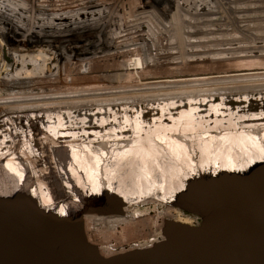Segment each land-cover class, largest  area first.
I'll list each match as a JSON object with an SVG mask.
<instances>
[{
	"label": "bare ground",
	"instance_id": "bare-ground-1",
	"mask_svg": "<svg viewBox=\"0 0 264 264\" xmlns=\"http://www.w3.org/2000/svg\"><path fill=\"white\" fill-rule=\"evenodd\" d=\"M28 1H0V58L8 61H3L0 69V195L33 193L42 207L64 215L69 210L77 211L81 198L99 195L102 190L127 201L135 191L149 193L153 183L167 188L188 161V143H198L199 159H205L208 152L211 157L227 152L233 161L237 160L234 165L220 168H242L264 160V60H258L264 55L258 52L264 50V36L246 32L247 28L236 21L233 28H227L235 38L229 39L223 49L202 42L214 41L219 28L216 23L198 26L215 19L210 17L216 14L213 10L204 13L202 8L224 0H171V5L165 7L173 25L175 21L178 43L193 53L187 57L189 62L244 59L226 65L221 73L210 77L198 74L145 78L136 86L141 89L90 86L53 94L54 90L46 88L49 84L68 81L64 80L62 69L67 73L74 69L69 75L75 79L91 78L90 57L124 59L141 53L144 61L133 58L113 75L98 76L97 80L115 84L126 73L140 75L143 63L154 64L148 54L144 55L147 46L151 51L156 49L152 42L154 30L140 22L130 25L132 17L145 8L142 5L133 11L132 4L127 6L124 2L119 6V0H75L77 7L73 12L66 0H39L40 4L32 0L27 5ZM148 1L160 6L154 0ZM20 3L25 6H18ZM228 3L235 6L236 13L252 7L264 8V0ZM55 9L63 11L58 13ZM165 24L159 21L158 29L171 41L170 26ZM142 28L150 39L142 37ZM238 30L249 33L251 37L245 35L248 42L240 43L246 37ZM200 32L207 38L198 36ZM55 38L63 40L52 42ZM201 50L208 53L206 57L194 54ZM216 50L228 53L224 58L212 56ZM28 75L34 77L32 85L37 89L24 87L21 81ZM206 85L221 87L204 88ZM178 87L193 91L163 92ZM140 91L154 94L147 93V98L137 96ZM192 101L197 105L195 113L182 111ZM198 119L199 122L191 123ZM205 141L212 146L205 145ZM171 159L175 166L169 171ZM101 183L106 186L102 188ZM78 192L81 197L74 199ZM73 204L76 207L72 210ZM132 209L126 210L125 217L91 214L82 219L86 239L98 247L103 257L123 250L103 244L99 237L103 231L148 229L151 238L140 244L145 245L158 237L167 219L190 223L182 213L166 205L154 204L142 213ZM153 230L157 232L151 233Z\"/></svg>",
	"mask_w": 264,
	"mask_h": 264
},
{
	"label": "water",
	"instance_id": "water-1",
	"mask_svg": "<svg viewBox=\"0 0 264 264\" xmlns=\"http://www.w3.org/2000/svg\"><path fill=\"white\" fill-rule=\"evenodd\" d=\"M216 157L206 155L184 175L179 168L167 188L153 183L149 193L135 191L127 201L102 190L64 215L42 207L33 193L0 195V264H264V160L220 168L237 160ZM148 201L190 223L167 219L155 240L109 257L86 239L85 216L125 217Z\"/></svg>",
	"mask_w": 264,
	"mask_h": 264
},
{
	"label": "rangeland",
	"instance_id": "rangeland-1",
	"mask_svg": "<svg viewBox=\"0 0 264 264\" xmlns=\"http://www.w3.org/2000/svg\"><path fill=\"white\" fill-rule=\"evenodd\" d=\"M3 1L4 3H6L5 1L7 0H0ZM12 1V0H9ZM27 1V0H25ZM37 4H40L39 0H35ZM67 1V7L69 5V8H71L74 12V10L77 7V3L75 2V0H66ZM119 6H121L122 4H124V2H126L127 6L129 4H132V10L136 11L138 9V7L145 6V8L143 9V11H139L138 14H136L134 17H132L133 23H131L130 25L133 26L134 22H140V24H142L143 26H151L153 27L154 30V35H152V42L153 43V47L156 48L154 50L151 51V47L147 46V50L145 51L144 55L148 54L149 58H151V62H154V64L147 66L145 63H143V69L138 71V76H135L134 74H129L126 73L128 75L123 76V79L121 81H118L115 84L106 82L104 79L103 81L97 80L98 76L101 77H107L108 75H113V72L117 71L118 68L122 65H125L127 63H129V61L133 58H141L139 60L144 61L143 58V54L141 55V53L139 54H134L133 56L131 55L130 57L125 56V58L123 59V56L119 59H110L108 60L107 58H100V59H95L93 60L92 57H90L91 59H88L89 62L92 61V67H91V78L86 79V78H82L80 79L79 77L77 79L73 78L72 75L70 77L69 74L74 73V69H72V71L70 70V73H67L66 71H64V69H62V74L64 77V80H68L66 83H51L48 85V90H54L51 91L52 94L55 93L56 91H73V90H77L80 89L82 87H90V86H100L102 88L105 89H109V88H136V86H138L140 84L139 80L140 79H145V78H157L158 79H163V78H174V77H178V76H192V75H215L217 73H221L222 71L225 70V66L237 61H241L244 60L242 57H238V58H233V59H224L225 61H221V60H216V61H210L207 59L204 60H200V61H193V62H189L187 57H192L193 53H188L187 51L183 50L184 47H182L179 43H178V39L175 37L176 34V27H175V21H174V25L172 24V19L169 18V16H167L168 11L167 9L165 10V7H167L168 5H171V0H154L155 3L160 4V6H156L154 5V3L152 1H148L145 0L146 3H143V0H119ZM214 1V0H213ZM226 4L220 2V4L214 5L215 6H211L210 8H202V12L206 13L208 10H213L216 14L211 15L210 17H214L215 19L213 21H211V23L209 24H205L202 22V24H198V26H201L203 28V26H208L210 24H214L216 23L218 25V30L216 31L215 35H214V41H202L203 43H205V45L210 46V45H216L217 48L223 49L222 47L226 46V42L229 39H234L235 35L233 32L231 31H227V28H233V24L237 23L236 21H240V24L247 28L246 32H250L251 34H256L259 36H264V8L261 6L258 7H252L250 8L249 11L244 12V13H236L235 12V6L234 5H230L228 2L230 0H224ZM233 1V0H231ZM32 0H29L27 2V5H31ZM129 3V4H128ZM208 3V2H207ZM21 4V3H20ZM35 4V3H33ZM210 5L212 4V2L209 3ZM20 7L25 6L23 4L18 5ZM255 6V5H254ZM35 7V6H34ZM58 8L61 6H57ZM156 7V8H155ZM66 8H64L63 10H65ZM57 10V9H55ZM63 10H57V12H62ZM163 13H165V15H163ZM232 16V17H231ZM208 18V17H206ZM205 19V18H204ZM164 22L165 26H167L169 28L170 26V33H172V40L168 41V39L166 38V36H164V34L162 33V30H159L158 27V22ZM207 23V22H206ZM169 25V26H168ZM1 27H7L5 25H2ZM242 36L244 34L245 35H249V33H242L240 30H238ZM239 33V34H240ZM92 36V35H91ZM90 36V37H91ZM197 36V35H196ZM198 36H203V39L207 38L205 35H203L201 32L200 34H198ZM89 37V36H87ZM94 37V36H92ZM142 37H149L148 34H146L145 29L142 28ZM246 40L245 41H240V43H246L248 42L249 37L245 36ZM251 37V36H250ZM85 38V37H84ZM241 39L243 40V37H241ZM62 38L59 39H52V42H58V41H62ZM91 41V38L89 39ZM236 40H238L236 38ZM93 41V40H92ZM53 44V43H52ZM222 44V45H221ZM244 45V44H243ZM203 46V45H202ZM194 49V47H192ZM198 49H203L204 47L200 48V47H196ZM186 49V48H185ZM149 51L151 53H149ZM175 52V53H174ZM258 52H263V51H258ZM228 52H223V50H216L213 54H211L212 56L216 55L219 57H226ZM105 54H111L106 52ZM194 54H199V56L201 57H206V55L208 53L204 52V51H200L197 52L195 51ZM0 55H2V50L0 49ZM147 56V55H146ZM97 56L93 57L96 58ZM180 57V59H179ZM177 58L179 60H177ZM0 69H1V65L4 62H8L5 58H3L4 60H2V58H0ZM182 59V60H181ZM249 59V58H246ZM253 59V58H251ZM249 59V60H251ZM264 60V55L263 57L258 58V60ZM75 60V59H73ZM77 60V59H76ZM79 60V59H78ZM181 60V61H180ZM255 60V59H254ZM180 61V62H179ZM179 62V63H178ZM140 66V63H138ZM180 64V65H178ZM44 65V64H43ZM43 65H41V70L43 69ZM78 66V63L77 65ZM65 68V67H64ZM40 70V71H41ZM88 70V68H87ZM39 71V72H40ZM1 72V70H0ZM34 76V75H33ZM29 77L28 79H25L23 81H21L24 85L25 88L29 89H37L38 86H33L32 85V76H26ZM31 77V78H30ZM207 77V76H206ZM71 79V80H70ZM191 79V78H190ZM153 80V79H152ZM209 80V79H206ZM212 80V79H211ZM109 81V80H108ZM5 82V81H4ZM98 82V83H96ZM190 82H196V80H192ZM188 82V83H190ZM41 87V86H40ZM204 88H209V89H214L217 87H221V85L218 86H212V85H206L203 86ZM3 88V87H0ZM142 87L136 88V89H141ZM170 91H182V92H190L193 91L192 88H175V89H169V90H164L163 92H170ZM138 95L137 96H145L147 95V93H151L154 94V91H140L137 92ZM147 98V97H146ZM194 101H192V105L190 106H185L184 109H182V111L184 112H188L191 111L195 113V111L197 110V105L195 106ZM197 102V101H196ZM42 103V102H41ZM165 102H162V104ZM196 115V114H195ZM194 118V116H193ZM199 122L200 120H194L193 122ZM188 124V125H191ZM201 125V123H200ZM203 139V138H201ZM202 141V140H201ZM203 142V141H202ZM211 143V142H210ZM208 142L205 141V145L209 146L212 144H210ZM197 142H192V143H188L187 146H185V151L188 154V157L186 159H188L187 163L182 166L183 167V171H182V175L187 174L189 172V170L195 168V165L197 167V163L199 162L198 158V148H197ZM218 146V145H216ZM212 149H210L209 151H211ZM219 154V155H218ZM216 158H218L220 161L221 158L222 160L226 159L228 161H231L233 159V156L228 154L227 152L225 154H220L218 153ZM228 154V155H227ZM209 157L210 154L208 152ZM169 162V166H168V170L170 171V169L172 170V168L175 166H173L172 159ZM178 163H176L177 165ZM195 164V165H194ZM211 166L215 163V160H212V162H210ZM218 164V163H217ZM167 169V166L165 167ZM182 169V168H181ZM103 186V183H101ZM105 185V184H104ZM154 204L156 205H161L159 203H155L154 201H148L145 204H142L134 209H132L133 212L135 213H142V211H144L146 209V207H151ZM126 212V211H125ZM138 219H136L135 221H138ZM157 231H152L151 233H155ZM96 235V234H95ZM99 235H96V237H98ZM101 240H103V244H109L111 245L112 249L113 248H123V250L121 252L118 253H122L125 249L127 248H131L133 246H137L140 245L141 243L144 242H148L149 239L151 238L150 233L148 232V229H132L128 232H126L125 230H121L118 228L116 229H110V230H106L103 231L102 234L99 236ZM99 239V238H98ZM144 241V242H143Z\"/></svg>",
	"mask_w": 264,
	"mask_h": 264
}]
</instances>
